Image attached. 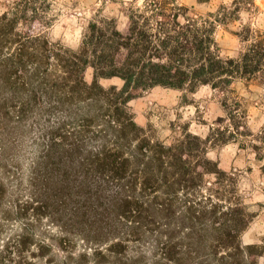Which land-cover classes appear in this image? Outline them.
Wrapping results in <instances>:
<instances>
[{"label": "rangeland", "instance_id": "rangeland-1", "mask_svg": "<svg viewBox=\"0 0 264 264\" xmlns=\"http://www.w3.org/2000/svg\"><path fill=\"white\" fill-rule=\"evenodd\" d=\"M13 1L0 0V15ZM177 1L197 15L216 12L220 18H230L216 29L223 57H237L250 43L243 39L247 28L250 37L264 32V0ZM145 3L51 0L46 22H35L33 33L49 40L51 52L74 51L91 21L106 19L124 30L128 13ZM19 29L25 30L24 25ZM41 41H34L35 57L22 69L13 67L18 61L15 43L0 44V264H19L18 256L10 258L6 253L16 244L23 264H264L262 80L233 83L227 105L246 111L235 119L228 114L222 92L210 85L194 90L157 86L129 101L139 135L166 144L177 143L186 133L198 135L207 140L208 157L218 162L225 175L219 180L207 176L196 190L178 189L174 197L146 195L147 218L142 228L125 221L109 227L108 206L117 187L92 171L86 176L88 170L76 163L100 150L112 134L103 116L105 106L71 92L62 67L53 58L48 66L51 82L45 80V68L37 71L35 66L43 53ZM84 79L89 84L93 81L92 68H87ZM99 82L105 88L122 86L119 78ZM89 116H98L100 121L85 127L82 122ZM78 134L83 143L73 156L62 153L60 147L52 148L53 141H64V135L73 142ZM236 204L246 220L238 237L240 248H219L216 256L217 226L209 220L195 227V233L205 237L202 244L189 235L190 206L193 210L215 208L220 215ZM161 209H167L168 220L155 219V213H163ZM167 234L178 243L181 262L166 258L160 244ZM120 237L123 246L116 245ZM248 246L253 248L248 251Z\"/></svg>", "mask_w": 264, "mask_h": 264}, {"label": "trees", "instance_id": "trees-1", "mask_svg": "<svg viewBox=\"0 0 264 264\" xmlns=\"http://www.w3.org/2000/svg\"><path fill=\"white\" fill-rule=\"evenodd\" d=\"M209 1L198 0V3ZM50 3L51 0H14L0 15V44L15 43L18 61L13 67L22 69L26 61L35 57L31 51L34 41L42 39L39 49L43 53L35 66L37 71L45 68V80L52 78L48 66L52 65L53 58L56 65L62 67L71 92L86 96L93 103L103 102V116L108 118L113 132L100 150L76 163L78 168L88 170L86 176L92 171L100 174L108 185L117 187L108 206L111 209L108 226L112 223L118 226L125 221L135 228H142L146 226L147 218L143 199L146 195L174 197L178 189L196 190L207 176L221 179L225 172L217 161L208 157L207 140L186 133L174 144L153 142L138 134L140 128L130 116L128 103L157 86L194 90L201 85H210L224 95L231 119L239 113L245 116L246 111H240V107H229L227 98L233 83L238 80L261 79L264 83V32L250 37L251 30L247 28L243 39L250 43L237 57H223L216 29L218 25H226L229 17L220 18L216 12L197 15L191 7L177 0H146L143 8L128 13L124 30L106 19H94L88 24L77 50L51 52L49 40L33 33L35 22H46ZM22 25L25 30L19 29ZM87 68L93 70L90 84L84 79ZM109 78H119L122 86L103 87L99 81ZM97 121H100L98 116H89L82 125L90 127ZM63 138V142L53 141L52 148L60 147L62 153L73 156L82 146L83 137L79 134L73 142L69 141L68 135ZM167 209L155 213V219L168 220L170 214L164 213ZM189 209V235L194 241L203 243L205 237L195 233V227L200 221L209 220L217 226L214 232L216 256L219 248H240L238 237L246 220L238 204L231 205L220 215L215 208L212 211L193 210L190 206ZM165 237L167 240L160 245L166 258L181 262L174 236L167 234ZM118 240L116 245L123 246L121 237ZM251 248L248 246V251ZM6 253L10 258L18 256V263L23 264L22 251L17 244L8 247Z\"/></svg>", "mask_w": 264, "mask_h": 264}]
</instances>
